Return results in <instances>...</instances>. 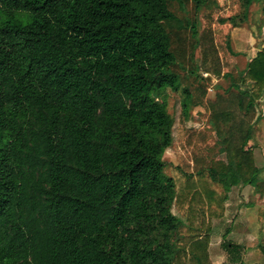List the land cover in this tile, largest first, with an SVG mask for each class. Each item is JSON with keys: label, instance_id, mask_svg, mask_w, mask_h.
Masks as SVG:
<instances>
[{"label": "trees", "instance_id": "trees-1", "mask_svg": "<svg viewBox=\"0 0 264 264\" xmlns=\"http://www.w3.org/2000/svg\"><path fill=\"white\" fill-rule=\"evenodd\" d=\"M238 1L245 19L254 0ZM174 3L183 0H0V264H186L179 252L172 257L166 235L179 220L162 160L173 120L160 97L181 82L171 69L183 27ZM194 3L198 10L206 0ZM202 41L217 57L211 32ZM245 80L257 93H185L224 132L229 187L253 186V205L264 202L252 134L264 50ZM207 138L200 130L188 141ZM192 158L201 176L210 163L197 152ZM201 189L185 192L191 207L203 195L214 200ZM210 239H189L191 264H213ZM223 247L242 264L241 245Z\"/></svg>", "mask_w": 264, "mask_h": 264}, {"label": "rangeland", "instance_id": "rangeland-1", "mask_svg": "<svg viewBox=\"0 0 264 264\" xmlns=\"http://www.w3.org/2000/svg\"><path fill=\"white\" fill-rule=\"evenodd\" d=\"M263 6L264 0H254L245 19L238 17L244 10L238 0H206L198 10L194 0H183V4L174 3L171 8L183 22L180 37L173 41L172 50L177 61L171 67L179 74L181 82L178 91L167 89L160 97L166 102L167 112L173 120L172 143L162 160L165 176L174 181L175 194L169 209L179 224L176 231L166 235L171 242L172 257L179 252L186 264L192 262L186 248L189 239L206 233L211 237L209 254L213 264H232L223 247L225 240L243 246L245 264H264V206L259 211L257 207L247 208L243 213H234L231 218L229 193L233 187H229L231 173L222 143L224 132L216 129L206 107L195 104L185 93L195 86L205 88L210 99H214L217 93L225 94L235 89V86L257 93L255 83L246 82L245 72L259 45L264 44ZM24 18L30 22L28 15L25 14ZM236 23H239L238 27L233 26ZM203 32H211L218 58L208 45L203 44ZM236 52L245 57H237ZM217 61L222 67L220 74L215 72ZM255 103L259 120L252 133L254 156L256 166L263 168L261 179L264 180V101ZM200 130L208 133L206 141L190 144L191 132ZM193 152L203 154L210 163L201 176L195 169ZM201 184L214 193V200L202 194L204 203L191 207L190 197H186L185 192L202 190ZM236 187L243 196L254 191L253 186H243L242 183ZM241 208H246L243 203ZM236 223L238 227L234 230ZM163 235L154 234L160 239L164 238Z\"/></svg>", "mask_w": 264, "mask_h": 264}, {"label": "crops", "instance_id": "crops-1", "mask_svg": "<svg viewBox=\"0 0 264 264\" xmlns=\"http://www.w3.org/2000/svg\"><path fill=\"white\" fill-rule=\"evenodd\" d=\"M264 49V44L263 46H261V44L259 45L258 47V52H261L263 51ZM257 52V53H258ZM237 57H241V58H244L245 55L244 54H239V52H236L235 54ZM257 55V54H256ZM256 55L250 59V62L256 57ZM249 81V82H253L252 80H246V82ZM264 101V96H262L258 102H262ZM258 167V166H257ZM261 169V167H258ZM263 170V168H262ZM261 176H262V171L260 173V179H261ZM253 192H251L250 194H248L247 196H243L242 194H240V189L236 186L233 187V189L230 191L229 193V203H230V206H229V210L231 211L232 215H231V218L233 217L234 213H238L240 211V213H243V211L247 210V208H254V207H257V211H259V209L262 208V206H264V202L263 201H259L257 202L256 204H253V205H249L250 202L252 201L251 199L254 197L255 195V189L253 187ZM244 205V207L246 208H241L240 209V205ZM231 221V220H230ZM229 221V222H230ZM238 224H239V220H237ZM238 224L236 223L235 226H234V230L238 227ZM234 233V232H233ZM237 244V243H236ZM238 245H241L240 243H238ZM242 246V245H241ZM243 247V246H242ZM243 254L242 253V264H245L244 261H243ZM255 264H258V263H255Z\"/></svg>", "mask_w": 264, "mask_h": 264}]
</instances>
